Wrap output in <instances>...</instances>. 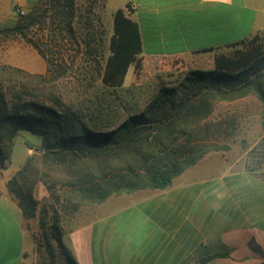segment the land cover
<instances>
[{
	"label": "trees",
	"instance_id": "16d2710c",
	"mask_svg": "<svg viewBox=\"0 0 264 264\" xmlns=\"http://www.w3.org/2000/svg\"><path fill=\"white\" fill-rule=\"evenodd\" d=\"M87 2L105 7V0ZM83 6L81 0H41L26 18L20 15L15 25L0 30L20 34L47 61L45 73L0 63V152L9 162L22 130L42 139L39 145L26 141L33 153L7 180V189L26 221L39 216L49 264H78L63 241L61 211L99 204L113 194L166 188L209 151L221 148L212 138L218 130L211 131L206 122L217 101L254 93L264 104V50L256 35L234 43L243 44L241 49L216 54L213 69H188L177 84H160L142 111L109 123L108 130L98 129L96 118L71 107L56 90L54 82L73 61L50 57L44 43L28 34L37 25L47 31V47L61 46L66 34L81 45L77 32L82 29V43L95 58L102 83L122 87L129 67L137 72L141 66L138 23L118 8L105 48L104 30H93L92 10L83 13ZM38 185L47 191L49 205L40 206Z\"/></svg>",
	"mask_w": 264,
	"mask_h": 264
},
{
	"label": "crops",
	"instance_id": "0c3cea01",
	"mask_svg": "<svg viewBox=\"0 0 264 264\" xmlns=\"http://www.w3.org/2000/svg\"><path fill=\"white\" fill-rule=\"evenodd\" d=\"M40 1L10 0V6L28 11ZM118 8L138 23L142 66L150 74L158 68L213 69L216 54L228 53L235 42L264 39V0H105L112 23ZM16 12L13 18L0 9V30L18 22ZM29 48V56L0 63L45 73L46 59ZM33 56V62L22 59ZM129 69L124 85L137 74L133 65ZM26 146L15 163L14 144L11 160L0 167V264H21L28 242L34 245L7 189V180L33 153ZM242 159L239 169L198 167L200 159L166 188L113 194L64 211L63 241L78 264H264V135L246 144Z\"/></svg>",
	"mask_w": 264,
	"mask_h": 264
},
{
	"label": "rangeland",
	"instance_id": "374dc122",
	"mask_svg": "<svg viewBox=\"0 0 264 264\" xmlns=\"http://www.w3.org/2000/svg\"><path fill=\"white\" fill-rule=\"evenodd\" d=\"M81 3H84L82 7L83 13H86L87 9L92 10L90 16L93 17V30H104L102 43L107 48L108 40L113 33L110 11H105L100 2L92 6H89L91 4L87 0H81ZM38 4L33 7L38 6ZM33 7L28 11H24L23 14L19 13V16L21 15L22 19L26 18ZM0 9L3 13L10 12L13 18L17 17V12L10 6V0H0ZM99 18L101 19L100 22L98 21ZM46 33V30L44 32L37 25L31 26L28 30L29 36L44 43L43 47L47 48L50 57L59 59L66 57L68 60L71 59L73 61L68 67L67 73L54 82L56 90L62 94L64 101L71 107H81L85 110L88 117L96 118L95 122L101 123L98 129L108 130L110 129L107 126L109 123L120 122L130 112L142 111L160 84H177L182 79L184 72L190 69L157 70L150 74L144 70L140 57L141 66L134 80L130 84H123L122 87L113 88L102 83L98 70L99 66L95 58L86 53V46L82 43L83 37H85L82 29L77 32L81 45L76 44V40L66 34L67 38L63 40L61 46L52 44V46L47 47L45 45ZM100 36L101 34L99 33L96 35L97 41H99ZM257 40L262 44V49L264 50V39L261 36H257ZM100 44L101 42H98L97 45ZM29 45L20 34L1 33L0 59L4 61L14 59L17 55L29 56ZM243 46V44H233L228 53L241 49ZM32 51L36 53L34 50ZM107 54L108 51L105 50V55ZM22 59L33 62L34 56L30 59ZM98 59L103 62L100 56H98ZM131 73L132 69H129L127 77L130 78ZM206 122L211 131L218 130L217 135L212 138L221 148L211 150L205 154L199 161L198 167L214 166L215 168L230 167L239 169L244 164L242 153L246 144L248 142L253 143L257 138L264 135V104L254 93L232 99L219 100L214 104ZM89 123L92 124V122ZM26 141L35 144V141H41V137L27 130L20 131L14 140L15 163L24 156L27 150ZM10 167L14 168L15 166L11 165ZM36 196L41 202L40 206L43 204L49 205L51 202L47 191L42 185H38ZM63 212L64 210L61 211V213ZM27 226L30 229L34 245L31 249V242H28V253L24 255L21 264H49V258L40 236L42 229L39 224V216L29 219ZM11 260L12 258L8 256V262ZM59 264L63 263L59 262Z\"/></svg>",
	"mask_w": 264,
	"mask_h": 264
},
{
	"label": "water",
	"instance_id": "95a60500",
	"mask_svg": "<svg viewBox=\"0 0 264 264\" xmlns=\"http://www.w3.org/2000/svg\"><path fill=\"white\" fill-rule=\"evenodd\" d=\"M0 167H6V160L3 157L2 153L0 152ZM207 259H201V262H206Z\"/></svg>",
	"mask_w": 264,
	"mask_h": 264
},
{
	"label": "built area",
	"instance_id": "2783aa9c",
	"mask_svg": "<svg viewBox=\"0 0 264 264\" xmlns=\"http://www.w3.org/2000/svg\"><path fill=\"white\" fill-rule=\"evenodd\" d=\"M16 11H18V12L21 13V14L24 13V11H22V9H20L19 7L16 8ZM160 59H162V56H161V55H155V57H154V60H155V61H156V60L159 61ZM183 67H184V66H183ZM157 70H158V71H162L161 68H158Z\"/></svg>",
	"mask_w": 264,
	"mask_h": 264
}]
</instances>
